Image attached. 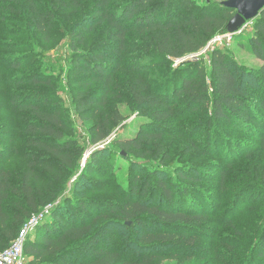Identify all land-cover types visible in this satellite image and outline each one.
I'll return each instance as SVG.
<instances>
[{
  "label": "trees",
  "instance_id": "obj_1",
  "mask_svg": "<svg viewBox=\"0 0 264 264\" xmlns=\"http://www.w3.org/2000/svg\"><path fill=\"white\" fill-rule=\"evenodd\" d=\"M1 8L11 12L10 21H16V27H27L30 36L39 35L44 42L51 39V29L60 24L59 12H66L72 16L73 24L79 29L71 28L67 32L68 58L84 60L83 63L70 61L71 77L80 87L74 99L75 110L81 116L91 113L97 116L98 103L103 102L110 95L113 73L108 71L106 64L101 61L106 57L103 52H95L89 46L87 34L91 24H104L106 39H97L98 49L111 50L113 54L120 55L127 45L126 36L134 32L142 39L138 58H151L158 64L161 61H171L189 54L201 51L217 34L225 33L227 23L233 17L234 11L222 5L204 1L196 3L195 0H3ZM183 11V12H182ZM2 17H0L1 19ZM253 33L249 37L252 53L262 63L257 69L248 66L235 67L232 65L227 53L221 48L213 47L210 54L208 71L202 59L187 61L182 64L183 72L178 89L172 88L168 93L169 79L161 75L151 78L143 75L146 64L139 62L131 66L130 71L134 77L127 82V92L131 96L138 112L150 116L156 122L172 121L173 118L183 120L197 105L203 106L210 103V110L216 120H222L234 130H250L258 133L264 119L260 109L264 111V93H259L258 98L251 97L252 85L242 80L237 74L261 79L264 84V9L253 20ZM100 40V41H98ZM13 47V45H12ZM194 63V64H192ZM20 68V63L7 62L1 68ZM194 68L190 75L187 69ZM5 82V83H4ZM24 83V80L21 81ZM35 84L50 85L49 79L31 78ZM93 82H100L103 95L93 99L84 88ZM159 83L160 89L152 88L151 83ZM3 84L15 85L13 78L1 80ZM113 90V89H112ZM5 90H0V113H24L25 120L23 131L30 135L28 144L42 150L48 156L55 158L62 165L73 168L75 166V151L70 149L65 142L67 125L59 108L49 105L51 99L44 98L37 102H28L24 93L9 92L5 97ZM40 93L39 96H42ZM178 100V108L173 101ZM196 105V106H195ZM194 106V107H192ZM113 123L118 124L122 117L118 113L112 115ZM178 116V117H177ZM264 125V124H263ZM112 126L107 115L95 117L90 126V142L99 143L109 138ZM191 131L189 139L191 151L208 154L216 145L206 140H195ZM207 133V132H206ZM7 133L0 125V139ZM161 131L138 130L135 137L113 138L112 145L117 146L118 152L129 154L139 152L143 147L155 142V152L160 153L163 143ZM187 135V136H188ZM8 139V138H7ZM225 144L231 140L224 138ZM225 145L224 160H229V148ZM201 147V149H200ZM228 148V149H227ZM146 153V149H142ZM15 151L6 146L0 147V160L14 155ZM233 156L234 153H230ZM226 164H229L226 163ZM35 161H28L23 171L20 185H14L3 167H0V248L10 244L17 236L24 220L34 216L39 207L46 204L50 197L55 196V191L47 197L35 185ZM199 170L193 174L178 171V189H172L164 181L157 182V190L165 200L155 203L153 195H149L151 186L148 180H140L135 176L127 183L122 201L111 210L122 221L121 227L133 233V244L137 248L148 249L157 246L173 245L178 239V257L185 253L190 241L197 237V232H202L206 226L211 212L205 202L196 200L197 186L182 183V180H203ZM254 176V173H251ZM86 174L80 173L78 180H84ZM224 175L220 172L219 183H223ZM199 191H203L200 190ZM76 192V191H75ZM204 192V196H205ZM74 211L67 216L52 210L49 221L36 224L32 233L27 237L24 253L29 258V264H161L164 256L161 254H147L141 257H129L132 250L119 254L112 248L103 245L91 247L90 244L99 239L92 222L102 212L91 220L83 218L88 212L87 199L76 196ZM62 205V204H61ZM59 207V206H58ZM56 211V212H55ZM150 218V219H149ZM26 220V221H27ZM127 222V224L125 223ZM157 226L156 230H148ZM263 228V227H262ZM34 233L33 239L31 236ZM122 241V238L119 239ZM190 241V243H189ZM249 250V249H248ZM247 250V251H248ZM180 252V253H179ZM247 253V252H246ZM209 255V253H207ZM251 253L247 256L250 258ZM264 258V252L257 255ZM247 258L245 262L247 261ZM198 264H205L204 262ZM249 264V261L248 263Z\"/></svg>",
  "mask_w": 264,
  "mask_h": 264
},
{
  "label": "rangeland",
  "instance_id": "obj_2",
  "mask_svg": "<svg viewBox=\"0 0 264 264\" xmlns=\"http://www.w3.org/2000/svg\"><path fill=\"white\" fill-rule=\"evenodd\" d=\"M195 1L203 3L205 0ZM206 1L222 3L225 0ZM0 2L2 3L3 0ZM0 5L4 7L5 4ZM1 6L0 65L14 61L20 63V68L3 67L0 69V90H5V97L9 92L24 93L27 101L32 103L44 98L51 99L49 105L60 109L68 127L65 142H68L70 149L75 151V166L70 168L62 165L55 158L28 144L30 135L22 130L25 123L24 113H0V125L7 133L0 139V147L6 146L15 151L14 155L0 160V167L7 171L11 182L19 186L26 163L30 160L35 161V176L37 177L35 185L47 197L55 191V196L50 197L45 202L46 204L34 213V215L40 212L44 214L41 219L39 218V224L44 223L45 220L49 221V216L54 209L64 216L72 213L74 211L72 206L76 203L75 197L80 196L87 199L88 212L84 213L83 218H77L76 222L83 219L89 221L102 212L92 222L99 239L90 244L91 247L107 246L120 255L132 250L129 257H141V255L150 253L161 254L164 256L161 264L202 262L205 264H247L248 261L249 264H264V258L256 257L264 252V119L256 134L247 129L236 131L222 120H216L211 113L210 103L207 102L203 106L195 105L196 108L191 112L188 108L183 120L173 118L172 121L156 122L150 116H144L138 112L127 92L126 85L134 77L130 71L131 66L143 62L146 64V71L143 75L151 78L161 75L163 79H169L170 83L166 90L171 93L172 88L178 89V82L182 79V74H178V70L181 69L183 72V63L202 59L208 71L212 47L221 48L226 52L235 67L248 66L257 69L262 62L251 51L252 45L249 37L253 33V21L249 22L247 28L230 41L225 40L222 43L209 41L198 53L171 61L163 60L158 64H154L151 58L141 60L138 58L142 52L139 49L142 39L134 32L127 34V45L119 56L108 49L97 50V39L99 37L100 40L106 39L107 32L104 24L93 22L87 34L89 46L95 52L104 53L106 57L101 61L106 64L109 73H113L114 81L111 84L113 90L111 89L110 95H107L103 102L97 101L98 113L95 116H100L101 112V115L109 117L112 126L111 134L106 140L92 144L90 126L95 117L91 113L81 116L75 110L74 99L80 87L72 79L70 75L72 72L69 68L71 60L78 63H83L84 60L77 59V57L70 59L67 55L69 54L67 32L71 28L79 29L80 27H75L70 14L59 12L60 24L52 27L50 41L44 42L39 35L30 36L27 33V27L23 29L16 27L17 22L10 21L11 18H9L12 16L11 12ZM187 71L192 75L195 70L189 68ZM237 75L242 80L251 83V97L261 99L257 97L259 93H264V84L261 79L240 73ZM34 77L49 79L51 84L48 86L32 83L31 78ZM8 78H13L15 85H2L1 80ZM22 80L24 83L21 82ZM160 85L151 83L152 88L157 91L161 90ZM84 89L93 99L103 95L100 82H93ZM40 93L43 95L39 96ZM173 102L175 108L181 105L178 104V100ZM259 111L264 117L263 109ZM115 112L122 117L118 124L113 123L112 115ZM141 129L161 131L164 134L159 154H156L154 150L155 142L142 148L146 149V153L140 149L139 152L125 154L118 152L117 146L112 145L113 138L135 137L137 131ZM189 130L196 131L195 140H206L207 134L209 145L216 142L213 150H207L208 154L204 156L202 152L197 151L186 154L192 147L188 135L191 133ZM224 138H229L231 141L226 145ZM225 145L229 148V160H224L226 156L221 153L225 151ZM230 153H234L233 156ZM228 162L229 164H226ZM180 170L187 174L196 173L197 170L201 173L199 174L203 178L201 181L182 180L181 182L203 190L196 189L195 197L200 202L204 201L205 206L211 210L206 213L208 218L205 228L202 232H197V237L190 240L194 244L185 248L186 252H181L183 255L180 257H178V239L169 246H157L145 250L137 248L133 244V233L123 230L122 221L117 218L111 208L116 207L122 201L127 183L135 176H138L140 180H148L151 186L149 195L154 196L155 203H162L165 206V200L157 190V182L162 180L167 186L176 189L178 181L180 182L177 178ZM82 172L86 174V178L78 180ZM220 172L224 175L221 185L219 183ZM251 173H254V176ZM46 210L48 213L45 214ZM26 220L27 218L24 222ZM156 229L158 227L154 226L153 229L148 230ZM33 237L34 233L31 239ZM120 238L122 241L119 240ZM246 252L251 253L250 258L244 257V255L247 256ZM29 262L26 256V264Z\"/></svg>",
  "mask_w": 264,
  "mask_h": 264
},
{
  "label": "built area",
  "instance_id": "obj_3",
  "mask_svg": "<svg viewBox=\"0 0 264 264\" xmlns=\"http://www.w3.org/2000/svg\"><path fill=\"white\" fill-rule=\"evenodd\" d=\"M248 26V24H247ZM247 26L241 28L236 33L225 32L223 34H217L211 41L213 43H222L223 41H230L235 35L240 34L247 28ZM213 48V47H212ZM48 211H45V214ZM44 216L42 212L29 218L20 228L17 236L10 242V244L4 248H0V264H26V255L24 253V245L27 237L33 232L36 224ZM40 218V219H39Z\"/></svg>",
  "mask_w": 264,
  "mask_h": 264
},
{
  "label": "water",
  "instance_id": "obj_4",
  "mask_svg": "<svg viewBox=\"0 0 264 264\" xmlns=\"http://www.w3.org/2000/svg\"><path fill=\"white\" fill-rule=\"evenodd\" d=\"M222 5L235 12L227 23L226 30L236 33L259 15L264 9V0H225Z\"/></svg>",
  "mask_w": 264,
  "mask_h": 264
}]
</instances>
